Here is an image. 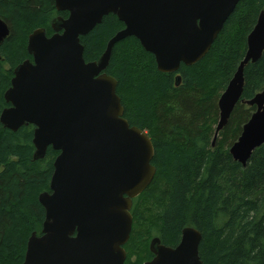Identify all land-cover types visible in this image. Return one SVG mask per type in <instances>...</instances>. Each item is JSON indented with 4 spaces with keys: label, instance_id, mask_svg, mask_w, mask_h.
Returning a JSON list of instances; mask_svg holds the SVG:
<instances>
[{
    "label": "water",
    "instance_id": "water-1",
    "mask_svg": "<svg viewBox=\"0 0 264 264\" xmlns=\"http://www.w3.org/2000/svg\"><path fill=\"white\" fill-rule=\"evenodd\" d=\"M241 1L54 0L56 10L69 16L51 22L50 37L44 28L29 35L27 51L33 60L14 69L4 94L10 107L0 115L3 127L13 132L34 126V161L44 159L49 147L59 152L50 192L39 196L45 209L42 231L29 237L22 264H125L133 200L149 187L157 169L150 137L125 119L118 82L106 73L113 48L135 37L154 55L160 72L177 73L182 65L192 66L209 53ZM109 14L124 28L107 43L99 60L87 63L81 37ZM9 36V25L0 18V49ZM263 53L264 11L218 100L213 146L241 100L245 67L257 63ZM244 103L256 110L229 153L245 167L264 144V88ZM201 241L202 234L193 227L183 230L174 248L153 238L154 257L145 264H203Z\"/></svg>",
    "mask_w": 264,
    "mask_h": 264
},
{
    "label": "trees",
    "instance_id": "trees-1",
    "mask_svg": "<svg viewBox=\"0 0 264 264\" xmlns=\"http://www.w3.org/2000/svg\"><path fill=\"white\" fill-rule=\"evenodd\" d=\"M262 11L264 0H242L209 53L192 66L182 65L177 73L160 72L154 55L135 37L114 46L106 73L118 82L125 119L150 137L155 151L152 165L157 169L149 187L133 200L125 264L152 259L148 245L153 238L176 247L187 227L202 234L203 264H264V144L245 167L229 153L256 110L244 102L264 88V53L245 67L241 100L212 144L218 100L245 56L248 35ZM59 14L67 17L56 12L54 0H0V18L10 28L0 49V115L10 107L4 94L14 69L32 59L27 51L29 35L44 28L51 36V21ZM123 28L117 16H105L81 37L85 61L99 60ZM34 129L29 125L13 132L0 123V264H22L29 237L41 234L45 220L39 196L50 192L59 152L49 147L44 159L34 161ZM151 199L159 211L152 215L149 229L139 230V203ZM142 233L144 243L139 241ZM137 241L147 250L135 262L131 258Z\"/></svg>",
    "mask_w": 264,
    "mask_h": 264
},
{
    "label": "rangeland",
    "instance_id": "rangeland-1",
    "mask_svg": "<svg viewBox=\"0 0 264 264\" xmlns=\"http://www.w3.org/2000/svg\"><path fill=\"white\" fill-rule=\"evenodd\" d=\"M4 69H8V65L4 64L3 65ZM155 199L149 200L147 203L143 204L142 202L139 203L140 207L139 208V218H140V223L137 227L139 230H146L149 229L152 225L153 222V216L158 213L159 208L158 205L154 203ZM148 206V207H147ZM154 214V215H153ZM153 215V216H152ZM146 239L145 233H142L140 237V242L144 243ZM139 243L138 241L136 242L135 246H133V254H132V261H135L138 259V257L146 252V247L145 245ZM150 247V243L148 245V249Z\"/></svg>",
    "mask_w": 264,
    "mask_h": 264
},
{
    "label": "flooded vegetation",
    "instance_id": "flooded-vegetation-1",
    "mask_svg": "<svg viewBox=\"0 0 264 264\" xmlns=\"http://www.w3.org/2000/svg\"><path fill=\"white\" fill-rule=\"evenodd\" d=\"M56 12H57V13H67V17L62 16V15L59 14V15H57L55 18H57V17H59V16H61V17H63V18H68V16H69V13H68V12H58L57 10H56ZM55 18H54V19H55ZM54 19H52V21H53ZM52 21H51V22H52ZM51 29H52V28H51ZM49 37H50V36H49ZM29 60H30V59H29ZM32 60H33V58L31 59V61H32ZM149 249H150V247H149ZM150 252H151V251H150ZM153 257H154V255H153ZM153 257H152V259H153ZM152 259H150L149 261H151ZM146 262H148V261H146ZM146 262H144L143 264H145Z\"/></svg>",
    "mask_w": 264,
    "mask_h": 264
}]
</instances>
